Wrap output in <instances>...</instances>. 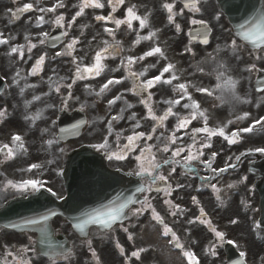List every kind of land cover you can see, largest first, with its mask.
Segmentation results:
<instances>
[{
  "label": "snow or ice",
  "instance_id": "snow-or-ice-1",
  "mask_svg": "<svg viewBox=\"0 0 264 264\" xmlns=\"http://www.w3.org/2000/svg\"><path fill=\"white\" fill-rule=\"evenodd\" d=\"M15 2V0H14ZM177 3L181 4L182 7L177 11ZM126 4V0H77V3L73 4L75 8L74 15L70 19H67L63 12L57 14L58 9L66 8L67 5L65 0H55L50 7L39 6V0L35 3H25L22 7L17 8L11 13L13 19H19L21 14L31 13L33 11L39 14L35 17V27L42 28L46 24L55 25L58 29H63L62 36L65 38L69 37V32L76 25L77 19L86 15V10H103L106 7L110 9L107 15L95 14L93 19L96 23L102 25V31L107 36L111 37L112 43L107 40L103 41V46L94 50V55L91 58V63L85 64L83 62L84 57L76 55L77 52L84 51V48L79 47L85 37V28H90L91 25H80L79 35L71 36L67 43L63 44V47L55 52V55L51 57L52 60H56L60 57H69L71 63L74 65V71L70 77V83H63L64 77L53 79V76L48 77L49 92L61 93L62 89H67V95L62 97V105L66 108L68 101L73 99L72 88L77 81L81 80H94L96 77L101 76L107 69L105 61L108 59H115L116 56L124 51L123 45L116 40V35L122 26L125 27L129 32L136 34L134 44L138 45L141 41L151 42L148 50L144 51L139 56L128 55L122 57L120 64L117 68L110 69L109 71L116 72L123 70L126 75L120 78L111 77L108 78L98 88H94L91 84H85V91L89 96H95L103 98L111 90L110 86L120 85L125 81L131 82V87L125 88L123 92L114 96L108 100V107L112 109L117 102H122L123 106L116 112L115 115H111L110 119H107L105 130L107 135H102L101 142L91 145L96 152H102L107 160L122 161L127 160L129 157H133L136 162V167L133 171L127 173L128 176H135L140 178L138 186L135 187L131 195H124L123 192L117 193L116 196L107 203L100 204L99 207L91 210H86L80 213L79 216L73 218L75 221L72 223V228L81 237L84 238L85 244L87 245L88 251L90 252L93 264H101L100 257L92 245V240L88 239L90 228L95 226L99 231L110 233L114 230L115 226L119 224L121 230L128 233V239L133 240V234L129 232V227L124 225L125 220H132L135 218L137 221L140 217L144 216L145 213H151L150 221H155L157 225L162 226L161 235L163 237H171L169 244L180 249L182 256L187 259L188 264H199L196 254L185 249L184 245L180 242V238L173 231V229L165 223L164 217L157 212L156 207L152 203L151 193L157 194L163 193L164 204L170 210V215L177 216L185 214L186 210L183 209L179 204L169 199L177 189H183L185 187L182 183H176L174 186L170 181V177L177 171V168H181L185 171V174L198 173V169L194 167L195 164L202 165L207 173L210 175L198 176V178L211 188L212 192L220 197L221 189L216 183H212L213 180L217 179L220 175L225 173L229 168L235 169L237 165L228 164L222 168H216L213 166L216 152L211 153V157L205 159V149L211 148L213 137H222L229 144H237L243 139V133H253L257 126L260 127L261 132H264V116L255 118L247 127H237L232 129L230 132L226 131L229 125L246 121L250 117L249 112H244L242 115H238L234 120L230 119L225 124L217 125L215 127L209 126V115L206 109H202L201 104L196 101L191 92L190 88H194L195 91L206 94L208 97L216 96L217 99L226 103L235 101L241 104L249 103L247 99H242L238 94V85L240 80L234 78L233 70L230 62L239 66L244 64V57L241 55L244 49H247L250 45L249 50V62L245 64L243 69L244 72H264V67H258V64H264V5L260 8H252L248 14L245 15L242 22L237 25L233 30V36L238 38L244 43H238L236 38L229 39L224 43L223 46L217 45L213 49V53L208 54L205 60H211L215 67L210 69L208 73H204L200 65L197 68L200 69V74L214 76L215 80L218 81L215 84L214 89L208 87L196 86L191 81H182V72L177 70V66L174 62L168 59L164 48L161 46L159 41V33L161 29H152L150 25L151 13L144 15L139 14L137 5L133 4L127 6L124 9V15L122 18H118L115 13ZM230 8L235 11L240 10V5L231 3ZM161 10L166 13L167 23L170 26H174L175 32L180 33L182 27L180 23L176 22L178 16H184L185 12L191 14V17L187 19V23L196 26L195 30H190L188 33L189 45L184 48V53H189L192 57H195L196 53L191 47L193 41L198 42L204 46L210 44V38L213 35V30L216 25L221 24V16L215 14L205 18L202 12H206L204 8L203 0H162ZM49 13L54 14L52 19H46ZM197 14H201L197 18ZM31 17L29 20L31 21ZM213 21L215 23H213ZM134 22L138 24V27H134ZM112 25V26H109ZM114 26V27H113ZM145 29H149L146 35L141 36V32ZM101 35L97 32L92 35L91 40L87 41V47L91 48L92 42L97 40ZM51 38V34L47 31H42L37 34V42H33L30 35L24 36V43H12L16 40L15 36H6L3 32H0V46H7V55L9 57L16 56L18 60H24L25 53L27 52L28 59H32L33 49L38 46L48 45ZM61 37H56L51 40L50 46L55 48L57 42L60 41ZM181 53V54H184ZM87 55V53H85ZM156 57V63L151 64L148 67L142 68V70H135V66L146 58ZM48 59L47 52L40 54L33 63L32 67L28 70L27 76H21L20 71H16L12 83L19 85L20 79H27L28 76L36 77L43 72L46 60ZM161 61H164L161 67H157ZM150 69H156L158 74L154 76H148L147 73ZM53 74H56V69H52ZM167 74V75H166ZM4 77L0 76V80ZM158 85H168L171 91L175 94V98H169L163 100L162 103L167 107L162 111L161 114H157L155 110V101L153 100V88ZM29 88H36L37 85H28ZM227 90V95L230 98L225 100L224 91ZM257 92H264V79L258 81L256 88ZM24 89L20 90V94H23ZM125 93H130L133 97H137V104L143 106L146 110L143 117L138 118L137 113L132 111L130 115L125 117V113L136 107V104L131 103L125 96ZM219 93V95H217ZM79 100V97H75ZM34 101L40 100L39 96H33ZM181 101H185L183 104ZM31 102L26 101L25 107L30 106ZM50 107L52 105H49ZM177 106L183 110H187V115H182L180 111L176 110ZM86 105H81L83 110ZM8 112L6 107H0V122L7 117ZM38 117L36 115L25 116L26 120L33 121L32 127H35V120ZM127 118L129 121H135L132 124V133L127 136H123L121 133H115V140L113 143H109V136L114 134V123ZM169 118H175L174 127L168 130L166 127V121ZM141 120L152 121V125L149 131H137L142 127ZM193 121H202L203 126L191 128L189 131H184L182 135H177L181 130L189 129V126ZM84 123H87L86 121ZM55 124V121H53ZM80 125H75L72 129H61V136L55 139H49L46 141L49 148L54 143H59L60 139H63V134H75V131L79 130ZM159 129L160 135H156ZM48 132L45 128L41 130L43 136ZM167 132V135H165ZM185 136L189 137L190 142L185 143ZM155 139L156 144L148 143ZM121 141H124L121 143ZM113 144L115 147H113ZM29 147L26 143L25 137L19 133H15L11 136L10 143L0 144V156L3 157L0 160V164H5L10 161L16 160L18 157L27 156ZM63 153L64 149H60ZM165 153L166 158H158L157 153ZM251 152L264 154V147H256L250 149L249 152L241 153L236 156L235 159L240 161L242 156H246ZM48 164L54 163V161H48ZM167 167L169 169L167 175L164 174L163 169ZM43 164L31 163L27 168H22V173H31L27 178H21L19 180H7L3 185V191L9 189L14 190L20 194H37L42 189H45L53 197L57 199H64L62 196H57L56 192L51 187H46L47 181L42 179ZM35 170V171H34ZM58 175H64V170L59 169ZM244 181L247 177L242 178ZM163 185V186H162ZM190 187V185H189ZM229 189L235 187L233 184H228ZM200 189H197L199 191ZM140 194V197L137 196ZM191 202L199 207V215L188 220L189 224H195L197 222L207 224V227L213 232L216 240L220 245L225 243L224 232L217 230L212 227L211 221L207 219V213L204 208L200 206V201L196 196L191 197ZM139 204V207L136 205ZM56 212L49 209L44 212H40L32 217L24 218L21 222H10L6 225L7 228L14 230H26L31 229L39 233L37 241L31 242L30 246L21 248L20 252L23 254L29 252H39V254L46 256L49 260V264H56L59 257L63 256L65 259L69 258V252L64 249L63 245L56 246L50 242L49 233V222L52 217L56 216ZM232 224L238 223L237 220H231ZM135 224L130 227H135ZM259 228V225H257ZM264 231V230H262ZM260 239L261 237H257ZM228 244H233L232 240H227ZM46 245L37 249L34 245ZM217 244H213L208 249V254L215 256ZM116 247L119 250L121 256H125V249L119 243L116 242ZM238 247V246H237ZM148 248H138L130 253V256L125 257V264H130L132 258L140 260L141 254L147 252ZM246 253L244 251L239 252V258L234 264H245ZM8 256H13L12 252H8ZM3 264H8L7 260ZM13 264H33L31 258H27L24 255H18L14 257Z\"/></svg>",
  "mask_w": 264,
  "mask_h": 264
},
{
  "label": "rangeland",
  "instance_id": "rangeland-1",
  "mask_svg": "<svg viewBox=\"0 0 264 264\" xmlns=\"http://www.w3.org/2000/svg\"><path fill=\"white\" fill-rule=\"evenodd\" d=\"M128 1V0H126ZM139 8H142L141 15H144L146 13H151L150 15V25L152 29H161L159 33V41L161 43V46L164 48L166 55L168 56V59L172 62H174L177 66V70L182 72L181 80L182 81H191L196 86H203L208 87L210 89H214L215 84L218 82L215 80L214 76H208V75H202L200 74V69L197 68V65L199 64L200 67L203 69L204 73H208L210 69H213L215 67L214 63L211 60H205V58L208 56V54L213 53V49L216 48V46L219 44L221 46L224 45L226 41L229 39H232V37L228 33V29L224 28V31L222 28V23L216 25L213 31H215V37H212L211 43L207 47L203 46H197L194 44H191V47L195 51L196 55L195 57H192L189 53H184V48L186 45H189L187 39H186V25L184 22H179L177 18H182L183 16H178L176 18V22L181 24L182 31L180 33H176L174 26H170L167 23L166 19V13L161 10V3L162 0H138ZM10 0H0V32H3L6 36L11 35L15 36L16 40L18 41L19 34L22 32V30L31 32V36L33 39V42H37V34L41 32L42 28H36L32 25V22L34 21V18L31 19V21L27 19H23L22 21H14L10 19L7 16V6L10 4ZM76 1H69L67 4V7L64 8L63 13L65 16L68 14L71 15L70 8L75 4ZM206 7H209L207 5ZM205 7V8H206ZM181 7L177 6L176 10L178 11ZM214 12L213 8L210 7L207 9L206 12H202V15L207 18L208 16L212 15ZM90 13L93 15V11L89 10L86 12V15L84 17L78 18L76 25H74L73 29L69 32L68 39L71 38V36L79 35V26L80 25H91L90 28H85V37L82 38L83 43L79 46L84 48V51L77 52L76 55L84 57L83 62L84 63H90L91 58L94 55V50H97L99 47L103 46V41L106 40L105 37H101L95 41L92 42L91 48L87 47V41L91 40V37L95 32L92 30L94 26H98V24L94 21V19H90ZM58 14V13H57ZM215 14L219 15V13L215 12ZM201 14H197V17L199 18ZM31 15H28L24 18H28ZM191 17V15H189ZM53 17H47V19H52ZM213 23H215L213 21ZM43 27V26H42ZM134 27H138L137 23H134ZM149 29L143 30L140 34L141 36L146 35ZM45 31V30H44ZM120 34L123 36L122 38L117 37L116 38L120 41V43L124 47V51L120 54V56H116L115 59H108L105 61L107 64V69L105 70L106 74L109 75L113 74L112 71H109L110 69H114L118 67V63L112 62V60H116L117 57H123L126 55H133L136 50H139L140 52L143 51L144 48L147 47V49L150 47L151 42L147 41H141L140 44L136 45L134 44V41L136 39V34L134 32H129L125 27H122L120 30ZM238 42V41H237ZM18 43H21L19 41ZM239 43V42H238ZM44 49V47L38 46L36 49H33L32 52V59H28V53H25L24 60H18L16 56L9 57L7 55V46H5V49L0 48V74L4 77L6 81V86L4 88V91L0 94V107H6L8 115L3 120V122H0V144L3 143H10L11 136L15 133H19L25 137L26 143L29 147V152L27 156H21L18 157L14 161H10L5 164H0V170L1 169H7L9 172L13 174V179L17 180L16 178V169L21 170L22 168H27V166L32 162L33 159L30 157L31 149H35L38 155V161L41 162V164L44 165L45 174L47 176V180H53V173H55V167L56 163L61 164V154H59V146L57 143H54L50 149V151L47 150L46 144L44 141H46L41 135V130L44 129L46 126L38 127V137L36 138L37 133H35L37 123L42 119V109L44 106L45 101H47V105L51 103V98L45 96V93L47 91L48 87V77L53 76V79H58L59 77H64L66 75L68 65L70 62V58L64 59V60H52L49 59L50 55H48V59L46 60L45 67L43 72H41L36 77L28 76L27 79H20L19 85H15L12 83L13 76L16 71L21 72V76H27L28 70L32 67L34 60L37 58L39 52ZM87 53V55H85ZM184 53V54H181ZM241 55L244 57V64H240L239 66H235L234 63L230 62L234 78H237L240 80V84L238 85V94L241 96L242 99H247L250 101L249 103H238L235 101L226 103L224 101H221L216 98L214 95L213 97H208L206 94H200L199 98L197 97V91H195L194 88H190L189 91L193 96L198 98L199 103L201 104L202 109H206L209 115V126L215 127L217 125L225 124L228 120L232 119L234 120L236 116L242 115L244 112H249L251 115L248 120L241 121L238 123H234L232 125H229L228 129L226 131H231L232 129H235L237 127H247L253 119L259 118L261 116H264V96L263 93H256L253 91L250 85V76L251 73L244 72L243 69L245 67V64L249 62V50L244 49L241 53ZM157 58H151L148 60L147 67L151 64L156 63ZM141 63V62H140ZM165 63L164 61H161L157 67H161ZM138 65V64H137ZM135 66V70L139 71L142 70L143 65ZM258 67H264V64H258ZM52 69H56V74L54 75L52 72ZM104 72V73H105ZM118 75H126V73L121 71H116ZM154 74L156 75V69H150L147 75ZM209 78L210 80H208ZM96 79V78H95ZM100 80L97 81L99 83ZM37 85L36 88H29L28 85ZM75 85H73V88ZM129 87V81H125L124 87H121L120 90L117 92L118 94L120 92H123L125 88ZM24 89L23 94H20V90ZM98 89V87H97ZM251 90V95L249 94V91ZM153 100L155 101V106L159 108L160 104L163 100L169 99V98H175V94L171 91L170 87L168 85H159L157 89H153ZM52 96V103H51V109L53 112L54 108V102L57 97L55 93H50ZM219 95V93L217 94ZM225 100H229L230 98L227 95V90L224 91ZM33 96H39L40 100L34 101ZM126 98L132 103L136 102V98L132 95H129L128 93H125ZM114 97V93L111 94L110 92L106 95V100L108 102L109 99H112ZM103 100L105 101V96L103 98L95 99V108L97 110V115H101V111L104 109L109 108L106 103H103ZM202 100V101H200ZM30 101L31 104L27 108L25 107V102ZM185 101H181L183 104ZM102 103V104H101ZM123 106L122 102H117L116 105H114L112 108H117L116 111H113V113H116L119 111V109ZM245 109V110H240ZM178 111L181 112L182 115H187V110H183L177 106ZM93 110H91L92 112ZM134 112L137 113V117H143V109L140 106H136L133 109ZM12 112V114H11ZM11 114V117H10ZM46 114V113H45ZM44 114V116H45ZM32 116L36 115L38 118L35 120V127L33 128V121H29L25 119V116ZM128 115H125L127 117ZM17 120L18 124L16 122H13V125L11 124V119ZM93 117V113H92ZM172 119V118H171ZM199 122V127L203 126L202 121ZM135 123V121H129L127 118L123 120V123L121 127H118V131H121L122 135H126L128 133H132V124ZM118 123H115L117 125ZM142 127L140 129H137V131H149L150 130V120L145 121L141 120ZM17 125V126H14ZM83 136V140H91V139H98L96 136L91 138ZM243 139L238 142L237 144H229L226 140L223 138L215 137V140L211 141V144L213 146V149L215 146H217V150L221 156L219 165H216L217 168L219 166L223 167L225 164L231 160V163L234 162L235 157L238 156L240 153L247 149L256 148V147H264V132H261L260 127L257 126V128L254 130L253 133H243L242 134ZM47 137H50V139H53V129L51 126L50 129V136L47 135ZM40 138V139H39ZM39 139V140H38ZM150 142V141H149ZM148 142V143H149ZM36 143V146H35ZM215 144V145H214ZM45 145V146H44ZM49 148V147H48ZM209 150H212L211 148L205 149V153ZM213 151H209V153H212ZM36 155V156H37ZM231 155V157H230ZM31 158V159H30ZM3 157L0 156V160H2ZM208 159V157H207ZM37 161V160H36ZM48 161H54L52 164H48ZM37 163V162H36ZM27 175V173H26ZM21 179L23 178V174L17 175ZM247 177V180L244 181L242 178ZM253 180L252 177L247 173L244 169H236L234 171H228L223 176H219L215 182L218 185V187L221 189L220 197H217V194L212 192L211 188H209L207 185H204L203 182H200V184H197V187H201L203 191H205V197L204 202L207 209L213 208V212H215L216 216L219 219V222L222 224L229 225L232 229V234L234 237H236L239 241L244 242L243 245H245L247 249V255L249 262L251 263H260L264 262V233L257 227H253L255 220H256V199L253 189H251L252 184L251 181ZM228 184H233L235 187L229 189L227 187ZM52 185L58 189V184L55 183V181L52 183ZM2 185H0V189H2ZM11 191V189H9ZM3 191V190H1ZM14 191V190H13ZM4 193L8 191H3ZM15 192V191H14ZM197 197V196H196ZM201 197V196H200ZM199 197V198H200ZM218 200V201H217ZM225 202L224 204V210H219L218 206L219 203ZM237 220L238 223L232 224L231 220ZM257 237H261L258 239Z\"/></svg>",
  "mask_w": 264,
  "mask_h": 264
},
{
  "label": "flooded vegetation",
  "instance_id": "flooded-vegetation-1",
  "mask_svg": "<svg viewBox=\"0 0 264 264\" xmlns=\"http://www.w3.org/2000/svg\"><path fill=\"white\" fill-rule=\"evenodd\" d=\"M17 237H18V241L22 244V247L21 248H23L25 246H30L31 245V241L28 239V237H24V236L23 237H20V235H17ZM14 240L15 239H14V236H13L12 233L0 234V246H1L0 259H1L2 263L5 260H7L8 264H13L15 255L8 256V252H12L9 249V245L12 244L14 242ZM18 255H24L25 257L28 258L29 253L23 254V253L19 252Z\"/></svg>",
  "mask_w": 264,
  "mask_h": 264
},
{
  "label": "bare ground",
  "instance_id": "bare-ground-1",
  "mask_svg": "<svg viewBox=\"0 0 264 264\" xmlns=\"http://www.w3.org/2000/svg\"><path fill=\"white\" fill-rule=\"evenodd\" d=\"M11 122H12V123H13V122H16V123L18 124V121H17V120H14L13 117H12V119H11Z\"/></svg>",
  "mask_w": 264,
  "mask_h": 264
}]
</instances>
